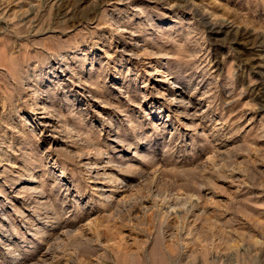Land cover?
<instances>
[{"label": "rangeland", "instance_id": "rangeland-1", "mask_svg": "<svg viewBox=\"0 0 264 264\" xmlns=\"http://www.w3.org/2000/svg\"><path fill=\"white\" fill-rule=\"evenodd\" d=\"M0 264H264V0H0Z\"/></svg>", "mask_w": 264, "mask_h": 264}, {"label": "bare ground", "instance_id": "bare-ground-1", "mask_svg": "<svg viewBox=\"0 0 264 264\" xmlns=\"http://www.w3.org/2000/svg\"><path fill=\"white\" fill-rule=\"evenodd\" d=\"M135 41V40H134ZM133 45L135 44V42L132 43ZM137 46V45H136ZM139 47V46H137ZM134 48H132L133 50ZM131 50V51H132ZM139 50V49H137ZM135 54V53H134ZM139 55V54H138ZM135 57V56H134ZM150 59V58H149ZM149 61V60H148ZM147 61V62H148ZM150 64V63H149ZM166 73V72H165ZM171 78V77H170ZM158 79V78H157ZM168 80H169V77H168ZM171 83H174V81H170ZM37 83L33 82V78L31 77V75H26V79H25V82L23 84V93L25 94V96L28 98V101L31 105H30V108L32 107L33 111L34 112H37L38 110L37 109H42L43 111H41V113H44L43 116H41L42 120L44 122H46L47 124H49V126H57V124H54L56 123V120H55V116L53 114H50L51 112H49V106L46 104V101L45 99H43V97L39 94H37V87H36ZM176 84L173 86H170L168 87V90H174L177 94H180V95H177L174 97V99L178 102L179 106H183L185 105V98H184V94H183V91H181L179 93V91H177L176 89ZM166 89V87H165ZM25 99V98H24ZM45 101V102H44ZM27 102V101H26ZM184 103V104H183ZM179 111V109H178ZM54 122V123H53ZM58 122H62L61 120H58ZM45 123V124H46ZM59 124V123H58ZM60 126V125H59ZM61 128V127H60ZM131 146V145H130ZM29 174V173H28ZM35 174V173H34ZM23 175V174H22ZM32 175V174H31ZM17 176V175H16ZM21 176V174H20ZM19 176V177H20ZM29 176V175H28ZM32 177V176H31ZM17 179V178H16ZM19 179V178H18ZM29 179V178H28ZM114 179L113 175L108 177V181H112ZM21 182V181H20ZM21 184V183H20ZM12 188V187H10ZM34 188V187H33ZM36 190V188H34ZM34 190V191H35ZM34 194V193H33ZM167 207V206H166Z\"/></svg>", "mask_w": 264, "mask_h": 264}]
</instances>
